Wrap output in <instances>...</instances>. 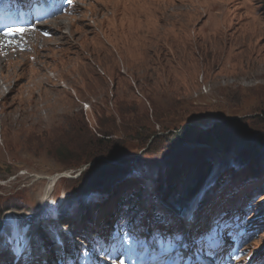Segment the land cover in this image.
<instances>
[{
    "label": "rangeland",
    "instance_id": "obj_1",
    "mask_svg": "<svg viewBox=\"0 0 264 264\" xmlns=\"http://www.w3.org/2000/svg\"><path fill=\"white\" fill-rule=\"evenodd\" d=\"M42 23L38 28L52 35L30 40L38 52L0 55V231L4 223L9 228L7 212L20 224L39 213L48 177L56 174L49 201L61 218L74 219L80 236H64L65 243L90 241L91 229H102L112 210L126 211L127 202L149 230L154 216L158 228L179 223L188 237L186 229L219 204L245 196L254 203L248 223L259 224L264 0H76L71 13H48ZM87 151V163L62 162L70 155L73 164ZM188 151L193 164L172 158ZM109 152L120 153L121 165L104 166L112 162ZM170 158L182 169L166 174L167 182L178 177L177 189L190 181L173 199L172 184H159L148 169ZM207 182L193 221L179 219L175 199ZM257 231L243 249L250 263L264 256V226ZM42 232L31 236L33 261Z\"/></svg>",
    "mask_w": 264,
    "mask_h": 264
},
{
    "label": "snow or ice",
    "instance_id": "obj_2",
    "mask_svg": "<svg viewBox=\"0 0 264 264\" xmlns=\"http://www.w3.org/2000/svg\"><path fill=\"white\" fill-rule=\"evenodd\" d=\"M6 31L8 34H13L15 32L22 33L24 29L19 27L15 29L7 28ZM57 212V206L49 207L47 210L49 217H55ZM186 214L190 215V212ZM219 227V223H215L214 228L210 229L209 232L201 234L200 236H193L190 241L187 240L182 233H174L171 236L169 248L177 254V264H200V254L204 251V244L206 241H213L218 249L219 240L217 239V233ZM9 228L10 231L5 237V242L9 245L10 250L17 260L24 259L27 261L31 257V244L27 237L29 227L27 225L21 227L15 214H13L12 218L9 220ZM122 236L123 233H121V236H115L114 234L113 242L111 244H106L103 240L97 239L92 249L87 250L82 259H78V264H95L92 258V253L96 252L103 255L108 252L109 249L117 250L118 246L123 244V239L127 238L123 237L122 239ZM56 243L61 247L63 246V241L59 239V237L56 238ZM76 256L79 257V253H76ZM67 264H77V261L69 259Z\"/></svg>",
    "mask_w": 264,
    "mask_h": 264
},
{
    "label": "bare ground",
    "instance_id": "obj_3",
    "mask_svg": "<svg viewBox=\"0 0 264 264\" xmlns=\"http://www.w3.org/2000/svg\"><path fill=\"white\" fill-rule=\"evenodd\" d=\"M64 24H65V22H63ZM43 24V23H42ZM54 25H56L55 23H53ZM51 25V24H50ZM29 47L31 48V50L33 49L35 52H38L37 51V47H36V44L34 43V42H32V41H29ZM59 176H61L60 174H56V175H52V176H49L48 177V183H47V185H46V187H45V189L43 190V193H42V196H41V200H40V202H39V209H41V210H39V213L38 214H40V213H42V210L43 209H45L46 208V205H47V202L49 201V197H50V194H51V191H53L52 190V188L55 186V184H56V182L58 181V179H59ZM189 178H192V177H189ZM144 186H145V188L147 189V190H150V189H152V188H154L155 187V184L154 183H152V184H149V185H145L144 184ZM207 187V186H206ZM205 187V188H206ZM204 188V189H205ZM203 189V190H204ZM191 199V198H190ZM199 199V194H198V196H197V198H196V207H195V211H196V209H197V207H198V202H197V200ZM184 208V206H183V204H181V206H175V208H173L175 211L176 210H178V209H183ZM195 211H193L192 212V216H191V219L190 220H187L186 218H183V217H180V216H178L179 217V219H183V220H186V221H193V219H194V215H195ZM182 214L183 215H185L186 214V210H182ZM23 216H25V214H23ZM12 218V216H8L7 215V217H6V219L7 220H5L4 222H6V221H9L10 219ZM16 218H19L18 216H16ZM48 219V218H47ZM48 220H51V222L50 221H47L48 222V224H52V226L51 227H48L49 225H42V224H40V223H32V224H29V231L27 232V236H29V238H30V240H31V236H32V234L35 232V231H37V230H41V229H45L46 230V232L49 234V235H51L49 232L57 225V227L59 228V225L62 227L61 229H58L57 231L58 232H56L54 235H51V237H55V236H58L61 240H63V242L65 243V241H64V236H66V238L69 240V241H72V242H75L76 241V239H78V238H80V236H79V234H77V231H75L73 228H72V223H74V219L73 220H70V219H68L69 221H70V223H66L64 220H67V219H64V218H61L60 216H58L57 218H55V219H53V218H50V219H48ZM24 222H26V220L24 219ZM61 222H64V224H67V228H65L64 227V225H62V223ZM27 223H29V221H27ZM6 226H5V223L3 224V229L0 231V233H1V236H2V241H5V237H6V235L9 233V231H10V228H5ZM9 227V226H8ZM1 236H0V254L1 253H4V254H6L7 256H10V253L8 252V250H6V249H4L3 247H2V241H1ZM67 243H65V245H66ZM39 246L38 247H41V245H42V243H40V244H38ZM36 253V252H35ZM34 255H36V254H34ZM33 257V256H32Z\"/></svg>",
    "mask_w": 264,
    "mask_h": 264
},
{
    "label": "trees",
    "instance_id": "obj_4",
    "mask_svg": "<svg viewBox=\"0 0 264 264\" xmlns=\"http://www.w3.org/2000/svg\"><path fill=\"white\" fill-rule=\"evenodd\" d=\"M178 133V132H177ZM175 134L174 136H173V138L174 139H177V137H180L181 135H180V133H178V134ZM172 135V134H171ZM171 137V136H170ZM101 144V143H100ZM97 145H99L98 144V141H97ZM96 145V146H97ZM199 145H201V146H203V144H199ZM190 153H191V151H188V154L186 153V152H183V154L182 155H180V154H176V155H173L172 156V158L173 157H175L176 156V158H178V159H181V158H190L189 159V162H188V164H191L192 163V160H194V159H191V157L189 156L190 155ZM91 155H93V153L92 154H90L89 153V151H87V153L85 152V153H82V154H80V160H74V158H73V161H74V163L72 164V163H70V162H68V160H70V155L68 156V158H66L65 160L63 159V163L66 165V166H71V165H78V164H81V163H87V161H89V160H91L93 157H91ZM107 157H110V161H117V163L115 162V163H112V162H107V163H104V166L107 168V167H110V166H112V164H120L121 165V163L123 162V158H121L120 157V153H112V154H110V152L107 154ZM62 158V157H61ZM192 158H197V156H195V157H192ZM157 162H158V166H157V169L156 168H148L150 171H153L154 173H156V175H158L159 176V180H158V182H159V184H163V183H171L170 185H171V187L173 188V196H172V199L174 198V196L177 194V193H179L180 191H181V189H182V187L183 186H187L188 184H190V181L189 180H187L186 181V183H184V182H182V184H180L179 185V188H177V189H175V187H176V183H175V181L178 179V177H176L175 175H173V180H174V182H167V179H166V177H165V175L166 174H170V172H176V171H178V170H180V169H182V168H180L179 166H177L174 162H173V160L170 158V159H165L164 161H161V159H157L156 160ZM161 161V162H160ZM121 162V163H120ZM170 163L171 162V165H169V166H167V168H161V166L162 165H165L166 166V163ZM193 164V163H192ZM206 165H208V164H206ZM208 168H209V165H208ZM208 168H206L205 170H203L204 172H206V170L208 169ZM166 170H169L168 172L166 171ZM159 171V172H158ZM100 173V172H99ZM130 174V172H126V173H122L121 175H124V176H128ZM161 174H162V178H161ZM192 178L194 177V176H191ZM123 178H125V177H123ZM158 178V177H157ZM192 178H190V179H192ZM188 186H190V185H188ZM160 187V186H159ZM191 187H187L186 188V190H185V193H184V195L182 196V197H177L176 199H175V202H176V206L178 207V206H181V204H182V199L184 198V197H186V196H188V195H191L197 188H192V189H190ZM91 191H93L92 190V188H90V189H88V192L89 193H91ZM168 197H171V194H169V196ZM164 200H165V198H163ZM129 200H133V199H129ZM167 201V200H166ZM127 202V200L125 201V203ZM135 202V201H134ZM168 202V201H167ZM128 203V206H127V210L130 212V210H129V207L132 205V204H130V202H127ZM122 204V203H121ZM173 208H175V207H173ZM66 223H70V221L69 220H64Z\"/></svg>",
    "mask_w": 264,
    "mask_h": 264
}]
</instances>
